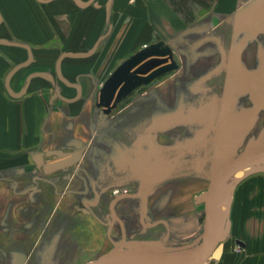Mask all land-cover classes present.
Listing matches in <instances>:
<instances>
[{"label":"crops","instance_id":"crops-1","mask_svg":"<svg viewBox=\"0 0 264 264\" xmlns=\"http://www.w3.org/2000/svg\"><path fill=\"white\" fill-rule=\"evenodd\" d=\"M255 35L264 36V0H0V264L202 247L213 177L239 156L231 131L247 90L235 82L247 80ZM156 46L170 54L134 71L171 58L175 68L126 80L104 106L115 69ZM75 153V163L47 171ZM233 177L211 264H264V173Z\"/></svg>","mask_w":264,"mask_h":264},{"label":"water","instance_id":"water-1","mask_svg":"<svg viewBox=\"0 0 264 264\" xmlns=\"http://www.w3.org/2000/svg\"><path fill=\"white\" fill-rule=\"evenodd\" d=\"M170 50L167 47H144L130 58L121 63L105 82L100 92V101L104 106H110L117 91L128 79H135L150 82L155 77L175 68L174 59L163 63L150 72L142 74L135 72L134 69L146 59L153 56H168ZM80 153L58 159L47 164V171L65 167L78 161ZM264 163V149L246 152L230 159L219 167L216 171L210 190L207 196V221L208 234L205 243L198 251H190L181 258H169L165 255H154L149 252L133 247L115 246L107 253L100 256L93 264H200L208 260L217 249L224 227L221 224V190L225 187L229 179L240 170ZM128 263H124L127 260Z\"/></svg>","mask_w":264,"mask_h":264},{"label":"rangeland","instance_id":"rangeland-1","mask_svg":"<svg viewBox=\"0 0 264 264\" xmlns=\"http://www.w3.org/2000/svg\"><path fill=\"white\" fill-rule=\"evenodd\" d=\"M259 37L261 39H259ZM247 46L250 48L247 50L246 55V78L244 82L239 84L235 82V86L240 88L245 87L247 90V96L239 99L240 105L246 106V113L244 115H237L239 118L240 129H237L235 132L231 131L233 139L237 137V149L233 156L240 155L242 153L264 149V36L255 35L247 38ZM167 59V58H166ZM140 80H131L129 79V86H133L136 83H142ZM255 95H248L250 92ZM239 100L238 103H239ZM259 106V111L253 116L251 113L254 111V108ZM250 116L252 120H250ZM245 117V118H244ZM237 135V136H236ZM242 175L238 176L239 173ZM252 172H262L264 173V163L253 165L251 167L244 168L237 172L232 178L233 185L236 180H239L242 176L247 175V173ZM235 180V181H234ZM225 189L227 193H225ZM230 198L231 194L229 193L228 186L224 188L221 192V204L222 211H225L224 217L222 218V225L226 230L229 224L230 217ZM225 230V232H226ZM226 235V234H225ZM197 243H176L174 245H160L153 247L148 250H144L154 255H165L166 257L173 258L179 257L182 253L189 250H198L201 247ZM221 247L217 248L215 254H220ZM216 256L212 255L208 260L200 264H211L212 260ZM133 264V263H129Z\"/></svg>","mask_w":264,"mask_h":264},{"label":"bare ground","instance_id":"bare-ground-1","mask_svg":"<svg viewBox=\"0 0 264 264\" xmlns=\"http://www.w3.org/2000/svg\"><path fill=\"white\" fill-rule=\"evenodd\" d=\"M251 167V166H250ZM224 189V188H223ZM222 189V190H223ZM222 190H221V192H222ZM220 199H221V195H220ZM224 214H225V211L223 210V211H221V224H222V218L224 217ZM190 251H198V250H189V251H187V252H184V253H182L179 257H173V258H181V257H183V256H186ZM217 252V250L214 252V256H218L219 254L217 253V254H215ZM127 261H131V260H127ZM120 264V263H119Z\"/></svg>","mask_w":264,"mask_h":264},{"label":"built area","instance_id":"built-area-1","mask_svg":"<svg viewBox=\"0 0 264 264\" xmlns=\"http://www.w3.org/2000/svg\"><path fill=\"white\" fill-rule=\"evenodd\" d=\"M114 193H115V194H118V193H120V190L117 189V190L114 191Z\"/></svg>","mask_w":264,"mask_h":264}]
</instances>
